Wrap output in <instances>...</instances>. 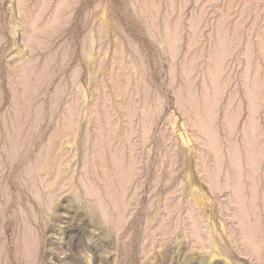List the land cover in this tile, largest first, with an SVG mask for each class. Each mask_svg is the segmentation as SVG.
<instances>
[{"label":"rangeland","instance_id":"1","mask_svg":"<svg viewBox=\"0 0 264 264\" xmlns=\"http://www.w3.org/2000/svg\"><path fill=\"white\" fill-rule=\"evenodd\" d=\"M0 264H264V0H0Z\"/></svg>","mask_w":264,"mask_h":264}]
</instances>
